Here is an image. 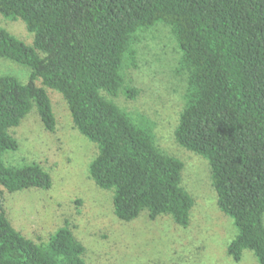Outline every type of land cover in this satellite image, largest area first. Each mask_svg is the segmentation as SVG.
I'll list each match as a JSON object with an SVG mask.
<instances>
[{
	"label": "trees",
	"instance_id": "1",
	"mask_svg": "<svg viewBox=\"0 0 264 264\" xmlns=\"http://www.w3.org/2000/svg\"><path fill=\"white\" fill-rule=\"evenodd\" d=\"M0 14L21 19L34 35L29 46L0 28V59L30 70L27 83L0 77V193L53 185L39 164L4 159L19 150L11 130L33 109L55 131L48 88L97 145L89 175L113 193L118 219L146 212L189 225L194 200L182 186L184 164L158 147L149 119L113 101L136 97L125 86L127 63L137 66L138 35L162 24L187 78L176 141L209 162L218 207L236 228L228 255L239 262L250 251L264 264V0H0ZM84 254L68 224L35 242L14 228L0 202V264H87Z\"/></svg>",
	"mask_w": 264,
	"mask_h": 264
},
{
	"label": "rangeland",
	"instance_id": "2",
	"mask_svg": "<svg viewBox=\"0 0 264 264\" xmlns=\"http://www.w3.org/2000/svg\"><path fill=\"white\" fill-rule=\"evenodd\" d=\"M0 28L26 45L34 35L21 20L0 14ZM137 66L127 63L125 86L138 91L113 101L134 116L143 115L154 125L158 147L183 164L182 186L194 200L187 227L169 216L151 220L146 212L126 222L114 214L113 193L99 188L90 178L89 165L97 145L74 127L63 96L47 88L57 121L54 132L45 129L36 109L11 130L19 143L8 152V165L37 163L47 171L53 185L49 190L28 189L9 193L2 189L0 202L16 230L35 241L50 236L68 224L85 247L87 264H259L245 251L236 262L227 249L236 235L231 218L218 207L209 162L181 147L175 138L185 105L187 78L178 72L181 51L170 29L162 24L138 35ZM12 75L27 83L30 70L0 59V77ZM38 86H43L37 81Z\"/></svg>",
	"mask_w": 264,
	"mask_h": 264
}]
</instances>
